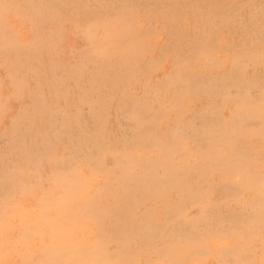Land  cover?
<instances>
[{"label":"rangeland","instance_id":"1","mask_svg":"<svg viewBox=\"0 0 264 264\" xmlns=\"http://www.w3.org/2000/svg\"><path fill=\"white\" fill-rule=\"evenodd\" d=\"M50 261L264 264V0H0V262Z\"/></svg>","mask_w":264,"mask_h":264},{"label":"snow or ice","instance_id":"2","mask_svg":"<svg viewBox=\"0 0 264 264\" xmlns=\"http://www.w3.org/2000/svg\"><path fill=\"white\" fill-rule=\"evenodd\" d=\"M0 264H2V262H0ZM26 264H30V262H26ZM48 264H58V262H56V261H50V262H48Z\"/></svg>","mask_w":264,"mask_h":264},{"label":"bare ground","instance_id":"3","mask_svg":"<svg viewBox=\"0 0 264 264\" xmlns=\"http://www.w3.org/2000/svg\"><path fill=\"white\" fill-rule=\"evenodd\" d=\"M81 180V179H80ZM70 181V180H69ZM67 182V181H66ZM63 189V188H62ZM70 200V199H69ZM72 201V200H71ZM75 205V204H74ZM56 207V206H55ZM83 212V211H82ZM36 226H38V225H36ZM43 226V225H42ZM44 227V226H43ZM26 236V235H25ZM89 246V245H88Z\"/></svg>","mask_w":264,"mask_h":264}]
</instances>
